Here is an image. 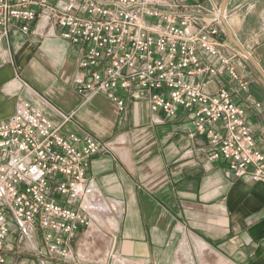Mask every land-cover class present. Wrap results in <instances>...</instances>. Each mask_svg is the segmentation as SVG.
<instances>
[{
  "label": "crops",
  "instance_id": "obj_1",
  "mask_svg": "<svg viewBox=\"0 0 264 264\" xmlns=\"http://www.w3.org/2000/svg\"><path fill=\"white\" fill-rule=\"evenodd\" d=\"M226 6L235 37L261 69L238 57L242 51L228 32L219 38L222 53L247 79L252 102L260 104L247 106L264 150V0H227ZM35 28L12 30L0 43V119L11 115L22 97L62 134L110 142V152L89 160L86 177L110 207L114 226L98 225L102 237L93 232L92 215L91 226L70 241L71 257L62 261L48 255L38 235H33L34 250L11 229L9 264H264V182L234 178L226 163L210 160L208 136L183 113L174 119L160 114L164 122H156L147 96L127 95L123 112L107 95L82 97L73 82L85 46L55 34L44 18ZM220 86L214 80L208 88L215 92ZM60 111L71 119L64 122ZM101 211L97 214H108Z\"/></svg>",
  "mask_w": 264,
  "mask_h": 264
},
{
  "label": "built area",
  "instance_id": "obj_2",
  "mask_svg": "<svg viewBox=\"0 0 264 264\" xmlns=\"http://www.w3.org/2000/svg\"><path fill=\"white\" fill-rule=\"evenodd\" d=\"M229 17L216 1L0 0V43L12 30L35 31L44 18L55 34L86 48L73 82L82 97L107 95L123 112L127 95L147 96L156 122H164L160 114L183 113L208 136L210 160H222L234 178L264 182V150L247 106L260 104L220 50ZM214 80L221 82L215 92L208 88ZM111 149L91 134H62L28 100L17 99L14 112L0 119V264H9L12 223L34 250L36 234L50 257H71L70 241L99 209L86 177L89 160Z\"/></svg>",
  "mask_w": 264,
  "mask_h": 264
},
{
  "label": "bare ground",
  "instance_id": "obj_3",
  "mask_svg": "<svg viewBox=\"0 0 264 264\" xmlns=\"http://www.w3.org/2000/svg\"><path fill=\"white\" fill-rule=\"evenodd\" d=\"M225 14V13H224ZM100 196V195H99ZM100 199V198H99ZM105 201V200H104ZM104 201L101 199V200H99V203H98V208H99V210H102L103 212H105L107 215L106 216H103V215H100L99 213L97 214V212L99 211H97V212H94L93 213V215H94V219H96V223H93V232H95L96 234H99V235H102V233H100L99 232V226L98 225H103V226H105L104 228H106V226H114V220H113V218L111 217V214H109V208H108V206L107 205H105V203H104ZM101 211V212H102ZM111 213V212H110ZM114 217V216H113ZM115 221H117V220H115ZM116 226V225H115ZM103 228V227H102ZM108 228V227H107ZM92 229V228H91ZM105 230V229H104ZM112 230V229H111ZM90 232V231H89ZM93 232H92V234H93ZM102 232V231H101ZM113 232V231H112ZM88 236V235H87ZM92 237V236H91ZM99 237V236H98ZM97 237V238H98ZM90 238V237H89ZM106 239L108 238V237H105ZM87 239V238H86ZM188 239V238H187ZM88 240V239H87ZM86 240V241H87ZM93 240V239H92ZM105 241H107V240H105ZM93 242V241H92ZM87 243V242H86ZM90 243V242H89ZM106 244L108 243V242H105ZM105 244V245H106ZM109 244V243H108ZM110 245V244H109ZM108 245V246H109ZM199 245H200V249L202 250V251H207V247H206V245L205 244H202V243H199ZM89 247V246H88ZM111 248V247H110ZM106 252H107V250H106ZM108 253V252H107ZM205 253V252H204ZM106 254V253H105ZM107 255V254H106ZM219 255V254H218ZM203 256V255H202ZM107 258V257H106ZM221 259V258H220ZM104 260V259H103Z\"/></svg>",
  "mask_w": 264,
  "mask_h": 264
},
{
  "label": "water",
  "instance_id": "obj_4",
  "mask_svg": "<svg viewBox=\"0 0 264 264\" xmlns=\"http://www.w3.org/2000/svg\"><path fill=\"white\" fill-rule=\"evenodd\" d=\"M227 0H223L222 5H221V12L222 14H224L226 12L227 6H226ZM231 14V12H230ZM224 20V24L226 27V30L229 34V37L232 39V41L236 44V46L255 64V66L261 71V69L259 68V65L257 64V62L254 60V58L251 56V54L249 53V51L239 42V40H237V38L235 37L229 23L223 18ZM263 74V72H262ZM264 75V74H263Z\"/></svg>",
  "mask_w": 264,
  "mask_h": 264
},
{
  "label": "rangeland",
  "instance_id": "obj_5",
  "mask_svg": "<svg viewBox=\"0 0 264 264\" xmlns=\"http://www.w3.org/2000/svg\"><path fill=\"white\" fill-rule=\"evenodd\" d=\"M231 29H232V28H231ZM228 43L230 44L231 47H234V48L236 47L235 44H233L232 42L230 43V41H228ZM236 48H237V47H236ZM238 50H239V49H238ZM239 51H240V50H239ZM237 54H238V57H240V56L245 57V56H246V55H245L244 53H242V52H241V53L237 52ZM243 54H244V55H243ZM246 57H247V56H246ZM11 229H12V230L16 229V227H15V225H14L13 223L11 224ZM101 236L104 237V235H101ZM43 246H44V244H43ZM52 260H53V259H52ZM58 260L62 261L61 259H58ZM60 261H59V262H60ZM56 262H57V261H56Z\"/></svg>",
  "mask_w": 264,
  "mask_h": 264
}]
</instances>
